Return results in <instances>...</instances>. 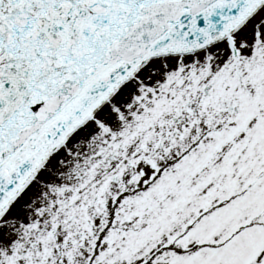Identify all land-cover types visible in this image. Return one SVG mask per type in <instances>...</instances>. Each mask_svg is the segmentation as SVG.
Wrapping results in <instances>:
<instances>
[{"label": "snow or ice", "instance_id": "snow-or-ice-1", "mask_svg": "<svg viewBox=\"0 0 264 264\" xmlns=\"http://www.w3.org/2000/svg\"><path fill=\"white\" fill-rule=\"evenodd\" d=\"M0 264H264V0H0Z\"/></svg>", "mask_w": 264, "mask_h": 264}]
</instances>
